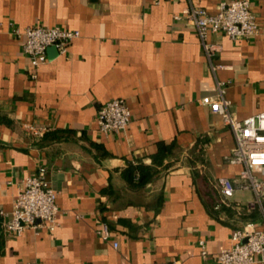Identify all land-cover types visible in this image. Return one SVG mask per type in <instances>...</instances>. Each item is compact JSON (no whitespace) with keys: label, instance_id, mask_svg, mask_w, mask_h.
I'll use <instances>...</instances> for the list:
<instances>
[{"label":"crops","instance_id":"crops-1","mask_svg":"<svg viewBox=\"0 0 264 264\" xmlns=\"http://www.w3.org/2000/svg\"><path fill=\"white\" fill-rule=\"evenodd\" d=\"M220 1L0 0V210L10 215L22 180L40 167L58 206L52 231L7 234L0 216V264H222L213 256L233 230L248 220L264 229L261 213L247 208L251 191L236 189L221 204L217 178L237 184L241 165L227 159L230 127L200 104L221 81L233 116L264 111V0H249L256 35H208L211 60L195 28L175 18L190 4L214 13ZM30 25L80 36L65 54L49 47L34 68L13 32ZM114 98L131 120L103 135L96 114ZM159 144L170 148L157 164ZM138 163L153 168L143 185L124 175Z\"/></svg>","mask_w":264,"mask_h":264},{"label":"built area","instance_id":"built-area-1","mask_svg":"<svg viewBox=\"0 0 264 264\" xmlns=\"http://www.w3.org/2000/svg\"><path fill=\"white\" fill-rule=\"evenodd\" d=\"M192 25L199 37L205 55L211 60L215 55V45L208 41L210 33H222L230 39H248L258 33V24L251 10L249 0H222L214 13L202 6L190 4L183 16ZM14 34L22 40V49L34 68L47 62L46 51L55 47L58 54H65L69 43L80 36L79 30L59 26L30 25L14 28ZM228 66L211 63V69ZM217 93L203 96L200 104L209 112L221 115L222 121L229 126L235 145L227 159L241 165L238 183L227 177H218L216 182L220 193V202L230 205V198L236 189L251 191L253 198L247 202L249 211L257 209L264 217V111L238 118L231 113V102L225 96V84L218 81ZM131 120V112L125 101L114 98L104 102L97 111L96 124L103 135L122 132ZM28 129L39 133L34 127ZM44 167L35 174L22 180V188L13 201L9 216L0 210L3 232L20 235L26 228H45L52 231L57 226V193L50 186ZM103 239L110 235L107 224L101 223L98 230ZM202 258L210 256L204 240H198ZM117 247V242H113ZM222 264H264V229L256 221L248 220L244 226L233 230L231 245L213 256Z\"/></svg>","mask_w":264,"mask_h":264},{"label":"trees","instance_id":"trees-1","mask_svg":"<svg viewBox=\"0 0 264 264\" xmlns=\"http://www.w3.org/2000/svg\"><path fill=\"white\" fill-rule=\"evenodd\" d=\"M170 147L159 144L157 155L154 156V163L160 164L163 156ZM157 158V159H156ZM153 168L143 163L130 164L124 171L127 180L134 185L145 184L152 175Z\"/></svg>","mask_w":264,"mask_h":264}]
</instances>
